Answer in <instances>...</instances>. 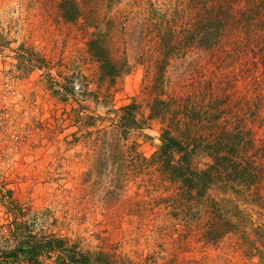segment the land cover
Returning a JSON list of instances; mask_svg holds the SVG:
<instances>
[{
	"label": "rangeland",
	"instance_id": "374dc122",
	"mask_svg": "<svg viewBox=\"0 0 264 264\" xmlns=\"http://www.w3.org/2000/svg\"><path fill=\"white\" fill-rule=\"evenodd\" d=\"M79 1L84 16L67 22L60 0H0V223L8 229L0 233V264H57L39 247L30 252L45 235L113 253L117 264H259L231 242L210 244L185 230L159 205L170 192L155 167L135 168L118 151L127 143L151 159L161 146V120L149 119L127 141L117 120L133 102L149 114L155 18L171 7L177 23L182 0ZM100 30L128 64L115 80L88 51ZM182 63L168 66L171 84ZM197 161L205 167L211 158Z\"/></svg>",
	"mask_w": 264,
	"mask_h": 264
},
{
	"label": "trees",
	"instance_id": "16d2710c",
	"mask_svg": "<svg viewBox=\"0 0 264 264\" xmlns=\"http://www.w3.org/2000/svg\"><path fill=\"white\" fill-rule=\"evenodd\" d=\"M170 8L154 23L159 56L144 91L151 97L149 114L133 102L121 108L117 120L125 141L149 119L161 120V146L151 159L133 154L127 143L118 151L135 168L145 162L155 167L170 192L159 205L171 208L167 215L185 230L210 244L231 242L264 264V0H182L177 23ZM59 9L67 22L85 12L79 0H60ZM88 51L112 80L128 65L115 58L113 42L101 30L88 41ZM179 59L186 69L171 84L167 68ZM202 154L211 158L205 167L197 161ZM37 247L56 255L57 264L118 263L113 253L84 251L65 238L45 235L31 245L33 255Z\"/></svg>",
	"mask_w": 264,
	"mask_h": 264
},
{
	"label": "built area",
	"instance_id": "2783aa9c",
	"mask_svg": "<svg viewBox=\"0 0 264 264\" xmlns=\"http://www.w3.org/2000/svg\"><path fill=\"white\" fill-rule=\"evenodd\" d=\"M6 168V164L3 163V159L0 158V170ZM3 215H5L4 213L1 214V218H3ZM8 229L6 228L5 225H3L2 223H0V233H5Z\"/></svg>",
	"mask_w": 264,
	"mask_h": 264
}]
</instances>
